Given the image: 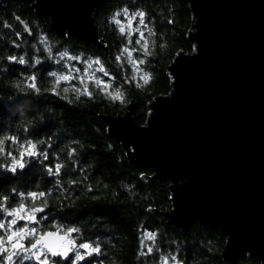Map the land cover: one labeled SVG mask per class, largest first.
I'll return each mask as SVG.
<instances>
[{"label":"clouds","instance_id":"clouds-1","mask_svg":"<svg viewBox=\"0 0 264 264\" xmlns=\"http://www.w3.org/2000/svg\"><path fill=\"white\" fill-rule=\"evenodd\" d=\"M129 3L137 0L114 7L99 25L121 41L107 59L59 45L38 20L30 23L15 12V23L0 19V82L7 84L0 88V181L11 178L7 185L0 183V264H123L127 237L95 215L88 202L115 204L123 192L135 204L136 184L126 179L117 187L103 179L93 182L96 161L89 157L88 164L82 163L85 143L59 122L63 109L54 101L68 107L100 101L124 107L131 102V89L143 93L153 84L157 77L149 65L167 54L169 43L157 32L156 19L143 6ZM94 15L95 10L89 19ZM158 15L163 23L166 17ZM64 36L70 38L68 30ZM13 67L21 71L11 75ZM49 124L55 125L50 133L35 134ZM25 173L27 178L20 180ZM77 205L87 214L70 219L75 213L69 210ZM139 228L133 264H188L184 242L163 237L159 228L144 229L143 223ZM245 256L252 258L249 251ZM192 264H198L195 252Z\"/></svg>","mask_w":264,"mask_h":264},{"label":"water","instance_id":"water-1","mask_svg":"<svg viewBox=\"0 0 264 264\" xmlns=\"http://www.w3.org/2000/svg\"><path fill=\"white\" fill-rule=\"evenodd\" d=\"M7 1L28 6L57 37L107 56L89 15L112 0H0V8ZM176 1L191 15L186 40L193 53H178L166 69L170 97L148 105L142 127L134 123L130 103L122 117L97 119L128 164L151 173L140 177L144 184L148 179L167 186L171 211L155 214L169 227L218 234L225 239L220 259L259 263L257 258L264 260V0Z\"/></svg>","mask_w":264,"mask_h":264},{"label":"trees","instance_id":"trees-1","mask_svg":"<svg viewBox=\"0 0 264 264\" xmlns=\"http://www.w3.org/2000/svg\"><path fill=\"white\" fill-rule=\"evenodd\" d=\"M129 2V0H112L104 7H101L92 17L93 26L96 31L97 39L103 42L104 49H106L107 56L103 51H99L93 47H86L77 41L64 40L57 37L50 31L49 24L44 19L35 17L34 13L30 11L28 6L23 3L15 1L5 2L3 9L0 8V19H7L13 22V13L15 12L22 19L28 20L30 23L39 21L44 31L47 32L57 43L61 46L64 44H71L74 50H83L86 53L99 55L107 59L118 47L121 41L117 40L113 33L106 29L101 30L99 25L105 15L114 7ZM130 7L143 6L150 14V18L156 19V30L158 33L164 34L169 43V51L166 55H158L151 60L149 65L151 71L156 74V80L143 93L130 90V105L132 107V119L138 126H144L148 117V105L158 97H166L169 95L171 89V80L167 75V68L170 66L178 53L184 55H191L193 49L188 44L186 38L191 28V15L187 10V6L182 5L176 0H137V4L129 3ZM2 7V6H1ZM162 12L166 17L163 23L160 22V15ZM171 23H168V20ZM17 28L19 25H16ZM36 30L35 28L33 29ZM34 39V37H33ZM107 44V47H105ZM110 68L111 64L108 65ZM47 65L44 66L45 71ZM21 71L19 67L11 69V75H15ZM26 71V70H24ZM118 80L122 81V76L119 72L114 70ZM107 79V78H105ZM0 88L7 89L5 82H0ZM58 109H63L59 115V122L65 125L75 136V138L82 140L86 146V153L83 156L82 163L88 164L89 157H93L96 161L95 169L92 173L91 179L93 182L103 181L110 184L111 187H117L118 181L126 179L131 183L136 184V190L139 195L136 197V203L133 204L128 201L125 194L121 192V196L117 203L109 205L108 200H101L97 202L89 201L88 205L93 208L95 215L104 217L105 223H112L116 225L117 231L121 237L126 236L127 240L124 244L121 258L123 264H133V257L138 245V232L141 231L139 224L143 223L144 229H162L163 237H174L178 241L184 242L185 253L187 255L188 264H192L193 253L198 257V264H222L221 253L225 246V239L218 234L210 233L202 230L199 227H193L186 234L182 231L169 227L163 216L156 213L168 214L171 211L170 195L164 188L167 186L160 184L153 180L145 179V184L140 180L141 176L151 178L149 171H142L128 164L124 151L116 145L106 135L105 125L98 120V117H122L128 112V105L124 107H111L106 105L103 101L97 103L81 104L76 107H68L59 101H54ZM55 125H45L36 131L39 137L44 133H50L52 127ZM95 128H99L97 133ZM113 146L112 151L107 150V145ZM121 160V163L117 161ZM27 173L20 177V180L26 179ZM0 183L7 185L11 183V178L5 177ZM84 202L81 201V204ZM80 205H77L76 210H69L70 213H75L70 216V219H79L87 214V211H78ZM151 208L152 211L146 213V209ZM203 245V246H201ZM236 264H259L257 261L243 259Z\"/></svg>","mask_w":264,"mask_h":264}]
</instances>
